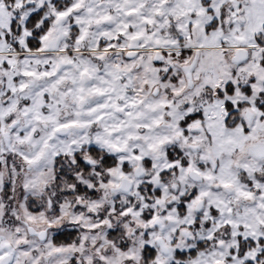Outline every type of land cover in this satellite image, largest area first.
<instances>
[{
  "label": "snow or ice",
  "instance_id": "6c2138e0",
  "mask_svg": "<svg viewBox=\"0 0 264 264\" xmlns=\"http://www.w3.org/2000/svg\"><path fill=\"white\" fill-rule=\"evenodd\" d=\"M0 264H264V0H0Z\"/></svg>",
  "mask_w": 264,
  "mask_h": 264
}]
</instances>
